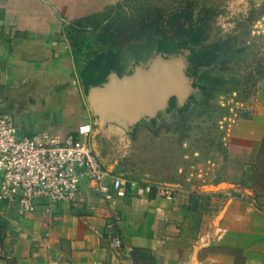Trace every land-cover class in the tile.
<instances>
[{"label": "crops", "instance_id": "crops-1", "mask_svg": "<svg viewBox=\"0 0 264 264\" xmlns=\"http://www.w3.org/2000/svg\"><path fill=\"white\" fill-rule=\"evenodd\" d=\"M121 1L0 0V114L20 135L47 130L61 138L90 123L97 153L103 140L94 134H125L127 122L108 118L92 97L104 84L85 93L69 33L72 22ZM229 1L264 7V0ZM262 81L259 108L230 129L241 159L228 168L236 178L170 200L128 181L125 195L106 198L84 177L72 201L25 214L0 198V264H264ZM109 221L123 236L120 247L110 244Z\"/></svg>", "mask_w": 264, "mask_h": 264}, {"label": "rangeland", "instance_id": "rangeland-1", "mask_svg": "<svg viewBox=\"0 0 264 264\" xmlns=\"http://www.w3.org/2000/svg\"><path fill=\"white\" fill-rule=\"evenodd\" d=\"M263 25V6L229 0H125L77 25L80 38L110 29L118 47L179 44L93 90L108 118L127 122L124 135H93L105 165L128 182L194 194L236 178L229 134L259 108ZM197 51L207 52L202 61Z\"/></svg>", "mask_w": 264, "mask_h": 264}, {"label": "built area", "instance_id": "built-area-1", "mask_svg": "<svg viewBox=\"0 0 264 264\" xmlns=\"http://www.w3.org/2000/svg\"><path fill=\"white\" fill-rule=\"evenodd\" d=\"M92 131L89 123L61 138L47 130L20 135L15 122L0 114V198L16 203L20 214L49 210L51 203L72 201L84 177L106 198L125 195L127 181L104 166L90 143ZM161 191L170 200L178 194L173 187ZM107 236L114 247L124 243L115 221L107 224Z\"/></svg>", "mask_w": 264, "mask_h": 264}, {"label": "trees", "instance_id": "trees-1", "mask_svg": "<svg viewBox=\"0 0 264 264\" xmlns=\"http://www.w3.org/2000/svg\"><path fill=\"white\" fill-rule=\"evenodd\" d=\"M80 18L72 22V34L69 30L72 38V47L77 57L78 63L81 67V81L84 87V91L87 94L91 87L98 86L106 83L109 80L111 74H117L118 76H124L130 72L134 64L149 59L153 53L157 51L174 52L179 44L175 43L167 44L166 39L159 41L160 45H155L152 41L132 42L126 47H118L111 45L112 33L110 29L99 33L96 38L92 39L89 35L75 34L77 25L90 17ZM134 35V33H133ZM135 36H139L136 35ZM199 55L196 59L203 60L207 52L197 51Z\"/></svg>", "mask_w": 264, "mask_h": 264}]
</instances>
